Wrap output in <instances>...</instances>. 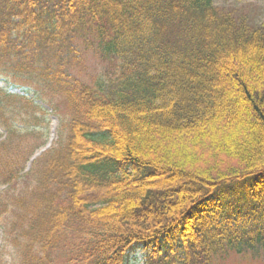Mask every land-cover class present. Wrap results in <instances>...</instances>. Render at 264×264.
Listing matches in <instances>:
<instances>
[{"label": "trees", "instance_id": "1", "mask_svg": "<svg viewBox=\"0 0 264 264\" xmlns=\"http://www.w3.org/2000/svg\"><path fill=\"white\" fill-rule=\"evenodd\" d=\"M82 47L118 59V79L73 80ZM4 62L0 76L64 85L73 115L28 169L46 140L8 114L26 96L0 89V235L18 264H214L264 247V24L215 0H0Z\"/></svg>", "mask_w": 264, "mask_h": 264}, {"label": "rangeland", "instance_id": "2", "mask_svg": "<svg viewBox=\"0 0 264 264\" xmlns=\"http://www.w3.org/2000/svg\"><path fill=\"white\" fill-rule=\"evenodd\" d=\"M215 4L219 9L232 12L236 18L246 20L252 26L264 24V0H215ZM96 49L86 50L82 47L77 58L72 55L70 70L73 80L94 86L100 79H118L122 64L118 59L104 57ZM8 64L4 62L0 69L9 71ZM74 85L72 84V87ZM0 89L20 97L26 96L23 99L17 97V103L10 99L11 102L7 103L10 105L8 114L12 116L15 124L18 122L19 128L27 130L36 127L34 134L39 137V141L46 140L45 145L31 159L28 169L33 161L43 159L47 153L56 151L67 143L71 135L69 124L73 115L70 114L68 103L63 96L64 85L60 87L51 79L45 81L42 77L38 78V74H6L0 76ZM21 118L23 122L20 121ZM0 135L6 137L4 128L0 127ZM17 260L14 247L8 240L5 241L1 234L0 264H18ZM129 262L143 264L142 252L133 253ZM214 264H264V247L258 246L255 250L245 248L241 253L237 249L219 252Z\"/></svg>", "mask_w": 264, "mask_h": 264}]
</instances>
